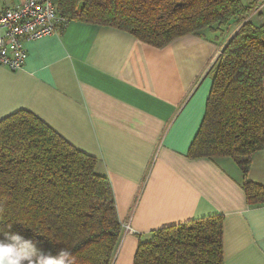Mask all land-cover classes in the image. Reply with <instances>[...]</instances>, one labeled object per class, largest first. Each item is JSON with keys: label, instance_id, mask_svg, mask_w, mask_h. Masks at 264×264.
<instances>
[{"label": "crops", "instance_id": "obj_1", "mask_svg": "<svg viewBox=\"0 0 264 264\" xmlns=\"http://www.w3.org/2000/svg\"><path fill=\"white\" fill-rule=\"evenodd\" d=\"M22 1L0 0L8 8ZM240 2L249 16L217 35L156 49L122 30L72 21L25 41L20 70L0 67V121L29 112L96 159L122 226L113 264H132L156 230L214 217L222 219L224 264H264V205L249 206L242 190L244 181L264 187V149L245 175L231 158L190 154L212 66L244 22L264 24V0Z\"/></svg>", "mask_w": 264, "mask_h": 264}, {"label": "trees", "instance_id": "obj_2", "mask_svg": "<svg viewBox=\"0 0 264 264\" xmlns=\"http://www.w3.org/2000/svg\"><path fill=\"white\" fill-rule=\"evenodd\" d=\"M241 0H52L67 23L115 28L162 49L173 40L222 33L250 14ZM212 85L192 157L231 158L245 175L264 147V24L246 21L211 68ZM96 159L19 111L0 121V233L10 230L74 264H113L122 226ZM249 206L264 205V187L244 181ZM3 239V236H0ZM132 264H224L222 219L169 226L139 242Z\"/></svg>", "mask_w": 264, "mask_h": 264}, {"label": "built area", "instance_id": "obj_3", "mask_svg": "<svg viewBox=\"0 0 264 264\" xmlns=\"http://www.w3.org/2000/svg\"><path fill=\"white\" fill-rule=\"evenodd\" d=\"M66 24L52 0H23L12 8L0 2V67L20 70L26 59L23 43L50 36Z\"/></svg>", "mask_w": 264, "mask_h": 264}, {"label": "clouds", "instance_id": "obj_4", "mask_svg": "<svg viewBox=\"0 0 264 264\" xmlns=\"http://www.w3.org/2000/svg\"><path fill=\"white\" fill-rule=\"evenodd\" d=\"M0 264H74L69 249L63 248L56 255L42 251L29 239L10 230L0 233Z\"/></svg>", "mask_w": 264, "mask_h": 264}]
</instances>
